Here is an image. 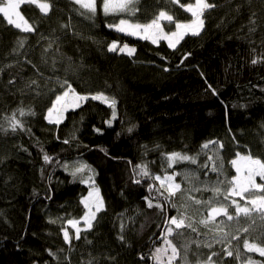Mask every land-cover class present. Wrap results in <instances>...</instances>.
<instances>
[{
    "label": "trees",
    "instance_id": "16d2710c",
    "mask_svg": "<svg viewBox=\"0 0 264 264\" xmlns=\"http://www.w3.org/2000/svg\"><path fill=\"white\" fill-rule=\"evenodd\" d=\"M48 2L52 10L47 15L35 5L20 8L35 32L15 28L0 14V126L7 129L0 131V264H155L151 255L165 239L168 218L180 215L197 231L184 228L178 230L183 235L171 237L179 250L175 264H185V254L188 264H245L249 257L264 264V257L243 248L244 239H264L259 217H253L251 227L243 217L227 221L223 216L205 227L200 221L209 205L190 199L213 198L203 189L216 186L217 180L226 188L236 174L229 161L237 152L264 160V0H214L216 7L205 12L200 34L185 37L174 49L107 27L120 17L103 15L101 0L93 20L81 15L86 10L73 0ZM188 2L194 0H180ZM180 4L138 0L132 20L145 23L165 10L188 22L191 16ZM113 41L134 47L135 54L108 51ZM253 59L258 62L252 64ZM64 80L81 95L103 91L114 96L117 119L108 126L111 109L89 98L60 124L49 123L48 109L64 90L57 81ZM20 108L35 115L20 117ZM14 112L26 130L11 131ZM211 140L222 142L223 148L210 145L201 152ZM172 152L197 156L198 163L168 168L165 157ZM45 153L51 163H45ZM221 159L218 175L210 169L213 162L219 168ZM77 160L94 169L104 209L90 230L68 244L62 229L74 237L67 220L84 215L81 201L91 189V182H81L90 175L87 171L75 178L70 174ZM145 164L153 175L182 173L176 176L181 190L170 200L149 192V185L159 187V182L138 175L136 166ZM145 197L163 204L164 210L149 208Z\"/></svg>",
    "mask_w": 264,
    "mask_h": 264
},
{
    "label": "snow or ice",
    "instance_id": "6c2138e0",
    "mask_svg": "<svg viewBox=\"0 0 264 264\" xmlns=\"http://www.w3.org/2000/svg\"><path fill=\"white\" fill-rule=\"evenodd\" d=\"M73 2L79 5L81 9L86 10V13L82 12L80 13L81 15H86L89 20H93L95 18L97 13V0H73ZM137 2L138 0H101V10L103 15L120 17L113 23L108 24L107 27L128 36L149 40L153 44H158L160 40H164L167 41L168 46L173 49L176 48L179 42L186 35L198 36L204 28L205 21L203 17L205 12L216 7L214 0L211 3L209 0H194V2H188L185 4H180V0H171L173 3L180 4V7L184 9L185 12L190 14L191 19L188 22L175 20L174 16L170 15L168 11L160 10L150 21L140 23L132 20V17H134L138 11V9L134 7ZM25 4L35 5L39 8L40 12L45 15L52 10V4L49 3L48 0H0V14L7 19L8 24L14 25L15 28L20 29L25 33L35 32L36 29L33 27V24L29 23V21L25 19L24 15L20 12L21 6ZM121 14H127V18L121 16ZM253 15H255V13H253ZM164 22H167V24L171 26L172 30L166 32L164 30ZM251 23L255 24V20H252ZM65 27H67V25ZM250 31H254V29H251ZM19 44L20 47H23L24 41H19ZM49 47H51V45H49ZM45 51H47V49ZM108 51H119L121 53H126L128 56H133L136 49L134 47H129L128 44H123L121 47L118 42L113 41L108 46ZM184 59H187V56H185ZM251 62L252 64H256L258 61L257 59H253ZM29 63L31 62L29 61ZM31 83L35 84L37 82L33 80ZM57 83H59L61 88L64 90L61 94L56 95L52 106L48 109L47 119L49 123H55L57 125L60 124L63 120L64 112H66L69 108H79L81 103L87 101L89 98L95 101H100L111 109V118L106 121L108 126H111L113 121L117 119L116 109L118 101L114 96L110 97L103 91L95 94L81 95L76 92L67 80H64L63 82L57 81ZM208 88L212 90L213 94H216L215 89H212L211 85H208ZM17 112L20 117L35 115L34 111L29 110L26 112L23 108L18 109ZM54 114L55 119L53 118ZM9 127L13 132L17 129L26 130L24 123L17 118L16 112H14L9 119ZM132 130V127L127 129L128 132H131ZM0 131H7V129L0 126ZM96 131L100 130L96 129ZM63 142L68 143L69 141L64 140ZM210 145H217L219 149H222L224 146L220 141L211 140L205 142L201 146V152L205 149H209ZM165 158L168 162V168H173L174 165L184 162H190L191 164L198 163L197 156H190L187 153L182 154L181 152L169 153ZM217 158H219L218 154ZM43 159L45 163H51L53 160V158L46 153L43 155ZM207 159L212 160L213 158L208 156ZM229 163L234 168L236 174L227 180L228 186L226 188L221 187L224 181L217 180L216 186L209 188L205 185V188L203 189L205 191H210L213 194V198L217 201L215 205H213V198L200 200L195 197H190V199H193L196 204L205 203L209 205L207 210L208 215L206 218L202 219L200 223L207 227L210 223H217V217L221 216L226 217L227 221H233L234 219L239 220V218L243 217L246 220L251 221L249 227L256 223L253 217H259L260 220L264 222V160H261L258 157L254 158L251 152H248L247 155H242L237 152L236 158L230 160ZM61 166L65 169V171H69L70 169V166L67 163H64ZM201 167L207 168L208 165L203 164ZM136 168L139 169L138 175L141 178L151 177L152 180L159 182V187H157L154 183L150 184L148 191H156L159 196L164 197L165 200H170L172 196H175L176 193L181 190V184L176 182V176L182 175L180 172L173 171L172 174H167L166 172L164 175H153L149 172L146 164L137 165ZM222 168L223 161L221 159L219 168L216 166L215 162H213L210 171L221 175ZM86 171L90 175H88L86 179L82 176L81 182L86 184L91 182L92 189L88 192L87 197L83 198L81 201L86 209L84 215L80 219L67 220V225H70L71 228L75 229L74 237L70 235L66 227L62 229L63 238L68 244L72 243L73 238L79 240L81 238V231L86 232L90 230L93 226V221L96 219V214L104 209V201L99 194L100 190L98 187L94 186V169H92L87 162L77 160L71 166L70 174L75 178L78 174H84ZM205 175H207V173H205ZM257 178H259L260 182H257ZM184 179L187 180L188 176L184 175ZM135 182L140 183L141 180L137 179ZM193 191H201V189L195 188ZM165 193H167V195H165ZM236 197H239V199H236ZM144 199L147 201V206L149 208L155 207L161 209L162 211L164 210L163 204L159 202L154 204L153 200L149 199V197H145ZM241 201H244V203L242 204ZM171 207L175 208L176 205L171 204ZM229 208L233 209L232 213L229 212ZM186 219L187 217L183 215H180L179 217L171 216L168 218V227L165 228L164 239V243L167 245V248H155L151 255V259L155 262V264H173V261L179 257V250L176 245L173 244L172 240L167 239V237L173 236L174 234L183 235V233L178 230L184 228H189L194 232L197 231V229L193 227V224H185ZM82 221L84 223L83 229L79 226ZM50 222L55 223V221ZM220 223H223V221H220ZM249 227H245L243 232L248 233ZM123 230L124 225L121 224V231L123 232ZM219 231L223 232V229H219ZM227 235L228 233L224 232V237H227ZM262 235H264V233H262ZM120 239L124 240V236L121 235ZM233 239L239 240V237L234 236ZM216 242L219 243L221 241L217 239ZM262 245H264V239H261L259 236L254 238L251 242L249 239H244L243 241V248L246 249L247 252L258 253L261 257H264V246ZM211 246V244L208 245V247ZM229 247H231L230 242ZM169 249L171 250V255H168ZM225 252L228 257L233 256V252L231 250L225 249ZM215 255H217V253L213 252L212 256ZM165 256H167L166 261L164 259ZM143 258L144 257L142 256L141 259ZM184 259L185 264H188L187 254H185ZM208 260H211V256ZM88 264H92V262L89 261ZM245 264H259V262L254 261L251 257H249Z\"/></svg>",
    "mask_w": 264,
    "mask_h": 264
},
{
    "label": "rangeland",
    "instance_id": "374dc122",
    "mask_svg": "<svg viewBox=\"0 0 264 264\" xmlns=\"http://www.w3.org/2000/svg\"><path fill=\"white\" fill-rule=\"evenodd\" d=\"M20 12H21V10H20ZM164 24H165V29H164V30H165L166 32L170 31L171 26L168 25L167 22H164ZM122 34H124V33H122ZM124 35H125V34H124ZM127 36H128V35H127ZM187 36H189V35H186L185 37H187ZM130 37H133V36H130ZM185 37H184V38H185ZM133 38L140 39L139 37H133ZM184 38H183V39H184ZM183 39H182V40H183ZM140 40H143V39H140ZM182 40H181V41H182ZM146 41H149V40H146ZM181 41H180V42H181ZM150 42H151V41H150ZM161 42H166V43H167V41H164V40H160V41H159V43H161ZM180 42H179V43H180ZM159 43H158V44H159ZM156 45H157V44H156ZM178 45H179V44H178ZM178 45H177V46H178ZM177 46H176V47H177ZM172 49H173V48H172ZM83 103H84V102H83ZM83 103H81V105H82ZM75 109H77V108H74V109H73V108H69L66 112H64V114H63V120H64V118H65V116H66V113H67L68 111L75 110ZM53 118L55 119V114H54ZM63 120H62V121H63ZM47 121H48V119H47ZM48 122H49V121H48ZM51 124H55V123H51ZM257 182H260V181H259V178H257ZM90 188L92 189V184L90 185ZM91 189H90V191H91ZM99 194H100V196H101V193H99ZM236 199H239V197H236ZM101 211H102V210H101ZM101 211H100V212H101ZM100 212H99V213H100ZM99 213L96 214V218H97V216H98ZM95 220H96V219H95ZM95 220L93 221V224H94ZM79 226H80V227H84V223H83V221L81 222V224H80ZM172 227H174V226H172ZM171 237H172V236H169V237H167V239L171 240ZM160 248H167V245L164 243V241H163L162 245L160 246ZM168 255H171V250H170V249L168 250ZM164 259H165V261H166V260H167V256H165ZM177 260H178V258H177L175 261H173V264H175V262H176Z\"/></svg>",
    "mask_w": 264,
    "mask_h": 264
},
{
    "label": "water",
    "instance_id": "95a60500",
    "mask_svg": "<svg viewBox=\"0 0 264 264\" xmlns=\"http://www.w3.org/2000/svg\"><path fill=\"white\" fill-rule=\"evenodd\" d=\"M152 260V259H151ZM153 261V260H152Z\"/></svg>",
    "mask_w": 264,
    "mask_h": 264
}]
</instances>
